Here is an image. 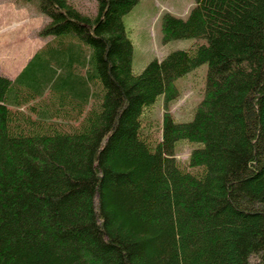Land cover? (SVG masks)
Returning <instances> with one entry per match:
<instances>
[{
  "label": "trees",
  "instance_id": "1",
  "mask_svg": "<svg viewBox=\"0 0 264 264\" xmlns=\"http://www.w3.org/2000/svg\"><path fill=\"white\" fill-rule=\"evenodd\" d=\"M139 2L40 0L54 41L0 74V264H264V0L165 12V42L204 41L136 73ZM204 63L180 121L176 80Z\"/></svg>",
  "mask_w": 264,
  "mask_h": 264
},
{
  "label": "rangeland",
  "instance_id": "2",
  "mask_svg": "<svg viewBox=\"0 0 264 264\" xmlns=\"http://www.w3.org/2000/svg\"><path fill=\"white\" fill-rule=\"evenodd\" d=\"M6 1H9L7 6L13 8L14 6H26L20 12L8 15L9 20H30L31 16L38 18L41 15H45L40 10V0ZM71 1L85 13L92 14L96 11V0ZM194 3L195 0H140L126 16V25L134 44V72H141L151 60L155 58L161 59L173 50L187 49L198 41H204V39L199 38L173 39L166 42L163 40L161 30L162 15L165 12H171L186 17ZM6 35L7 33H4L0 38ZM41 43L42 40L39 41V44ZM24 44L26 45L25 38L24 36L22 38L21 32L18 31L13 34V37L0 43V71L9 70L10 68L12 69L10 72L16 70V66H19L22 62V56L29 54V46H24ZM207 67V64L204 63L176 80L181 90V96L170 104V111L178 120L185 121L191 119L194 107L203 96ZM157 102L156 112L162 114V107H159L160 101L158 100ZM199 144L180 140L178 142V157L185 160L190 151Z\"/></svg>",
  "mask_w": 264,
  "mask_h": 264
},
{
  "label": "crops",
  "instance_id": "3",
  "mask_svg": "<svg viewBox=\"0 0 264 264\" xmlns=\"http://www.w3.org/2000/svg\"><path fill=\"white\" fill-rule=\"evenodd\" d=\"M8 4H9V1L0 0V37L4 33H7L6 36L0 38V43L7 39H10V37H13V34L18 31V32H21L22 38L23 36L25 38L26 45L24 44V46H29V54H27L26 56L24 54V56H22V62L19 66H16V70H13V72H10L12 71V69L10 68L9 70L0 71V74L4 76L15 78L24 69V67L27 65V63L32 58V56L40 52L41 50H43L44 47L48 43L53 42L55 37L54 36H41L38 33L41 26L47 21L46 15H41L38 18L31 16L30 20L29 19H26V20L21 19V20H15V21L14 19L9 20L8 15L18 13L20 12L21 9L22 10L25 9L26 6L25 5L14 6L13 8L11 6H7ZM41 40H42V43L39 44V41Z\"/></svg>",
  "mask_w": 264,
  "mask_h": 264
}]
</instances>
